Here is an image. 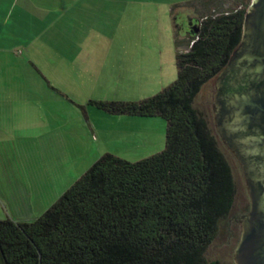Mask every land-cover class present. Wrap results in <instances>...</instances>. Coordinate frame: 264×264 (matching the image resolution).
I'll return each mask as SVG.
<instances>
[{
    "label": "trees",
    "instance_id": "1",
    "mask_svg": "<svg viewBox=\"0 0 264 264\" xmlns=\"http://www.w3.org/2000/svg\"><path fill=\"white\" fill-rule=\"evenodd\" d=\"M214 2L224 4H201ZM237 3L190 18L184 49L176 23L178 77L160 92L89 100L114 114L162 116L165 149L138 161L107 152L37 218L0 219V264H224L207 250L233 211L237 183L195 99L243 42L247 0Z\"/></svg>",
    "mask_w": 264,
    "mask_h": 264
},
{
    "label": "rangeland",
    "instance_id": "2",
    "mask_svg": "<svg viewBox=\"0 0 264 264\" xmlns=\"http://www.w3.org/2000/svg\"><path fill=\"white\" fill-rule=\"evenodd\" d=\"M125 1L127 6L111 4L95 11L111 17L102 31H96L94 42L81 37L83 34L76 42L81 54L85 49L91 52V57L77 58L75 62L85 63V68L94 62L95 82L68 84L65 92L69 93V98L64 96L59 100L61 104L48 100L51 103L44 102L41 107L42 120L50 121L51 125L53 121V125L57 123L67 129L65 135L69 143H75L74 152L78 151L75 161L68 154L60 156L56 152L60 149L56 141L61 140L53 134L45 138L40 125L30 131L24 130L28 134L17 132L16 139L11 138L12 133H3L8 137L0 139V219L37 218L107 152L138 161L164 150L165 118L114 114L89 99L140 100L160 92L178 77L177 24L181 49H184L186 33L191 27L190 16L196 19L222 8L236 7L239 2L224 0L220 6L215 2L201 4L204 0ZM252 2L247 0V12ZM88 29L85 27L83 31L87 37L92 33ZM95 55L99 56V62ZM221 76L205 84L195 99L196 106L206 113L218 134L214 104ZM8 119L4 114L0 125L12 126ZM219 140L233 166L237 194L233 211L223 220L207 256L224 264H238L235 251L241 241L243 220L252 209V198L242 162L222 136Z\"/></svg>",
    "mask_w": 264,
    "mask_h": 264
},
{
    "label": "crops",
    "instance_id": "3",
    "mask_svg": "<svg viewBox=\"0 0 264 264\" xmlns=\"http://www.w3.org/2000/svg\"><path fill=\"white\" fill-rule=\"evenodd\" d=\"M111 4L127 6L125 0H0V121L5 114L12 122L6 128L0 125V139L8 132L16 139L17 132L21 135L40 125L45 138L53 134L61 140L56 141L60 145L56 152L75 161L78 151L74 152V142L69 143L67 129L42 120L40 111L44 102L51 103L48 100L59 104L64 96L69 98L68 84L95 82L94 62L86 65L88 70L85 63L75 62L91 57L85 49L81 54L76 42L83 36L95 41L96 31H102L111 17L95 11ZM85 27L92 30L88 37Z\"/></svg>",
    "mask_w": 264,
    "mask_h": 264
},
{
    "label": "water",
    "instance_id": "4",
    "mask_svg": "<svg viewBox=\"0 0 264 264\" xmlns=\"http://www.w3.org/2000/svg\"><path fill=\"white\" fill-rule=\"evenodd\" d=\"M233 55L219 79L214 111L221 136L242 162L252 198L235 260L264 264V0L250 5L243 42ZM252 80L259 85L253 86ZM241 85L244 90H237Z\"/></svg>",
    "mask_w": 264,
    "mask_h": 264
},
{
    "label": "flooded vegetation",
    "instance_id": "5",
    "mask_svg": "<svg viewBox=\"0 0 264 264\" xmlns=\"http://www.w3.org/2000/svg\"><path fill=\"white\" fill-rule=\"evenodd\" d=\"M250 185H251V188H253L254 186V183H253V181H251L250 182ZM253 186V187H252ZM253 189H255V188H253ZM252 192H253V194H256V192L254 191V190H251ZM253 196V198L255 199V197H257V194L256 195H252ZM254 206H256V201L254 202Z\"/></svg>",
    "mask_w": 264,
    "mask_h": 264
}]
</instances>
